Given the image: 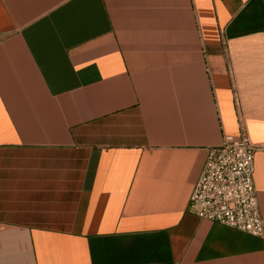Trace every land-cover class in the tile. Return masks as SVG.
Returning <instances> with one entry per match:
<instances>
[{
  "label": "crops",
  "instance_id": "crops-1",
  "mask_svg": "<svg viewBox=\"0 0 264 264\" xmlns=\"http://www.w3.org/2000/svg\"><path fill=\"white\" fill-rule=\"evenodd\" d=\"M242 126L264 217V0H0V264H264L189 209Z\"/></svg>",
  "mask_w": 264,
  "mask_h": 264
},
{
  "label": "built area",
  "instance_id": "built-area-1",
  "mask_svg": "<svg viewBox=\"0 0 264 264\" xmlns=\"http://www.w3.org/2000/svg\"><path fill=\"white\" fill-rule=\"evenodd\" d=\"M254 145L244 126L238 136L224 135L208 150L189 201L199 218L264 240V217L255 188Z\"/></svg>",
  "mask_w": 264,
  "mask_h": 264
}]
</instances>
